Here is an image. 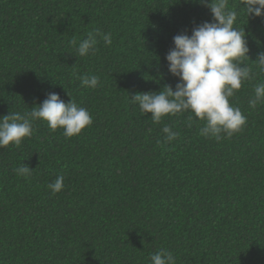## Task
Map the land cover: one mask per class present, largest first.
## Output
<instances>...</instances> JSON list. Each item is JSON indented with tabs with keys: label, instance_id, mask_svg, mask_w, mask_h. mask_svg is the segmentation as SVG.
<instances>
[{
	"label": "trees",
	"instance_id": "obj_1",
	"mask_svg": "<svg viewBox=\"0 0 264 264\" xmlns=\"http://www.w3.org/2000/svg\"><path fill=\"white\" fill-rule=\"evenodd\" d=\"M228 10L252 78L230 98L246 125L217 141L191 111L154 123L132 100L175 88L165 57L174 36L212 21L200 0H0V116L55 92L93 120L70 138L39 120L20 146L0 148V264H151L162 248L176 264H264V104L249 107L264 83V17L241 0ZM109 32L111 46L99 38ZM90 34L97 51L79 57L71 41ZM86 74L96 88L81 86ZM25 164L28 178L14 171Z\"/></svg>",
	"mask_w": 264,
	"mask_h": 264
},
{
	"label": "clouds",
	"instance_id": "obj_2",
	"mask_svg": "<svg viewBox=\"0 0 264 264\" xmlns=\"http://www.w3.org/2000/svg\"><path fill=\"white\" fill-rule=\"evenodd\" d=\"M210 8L213 19L204 21L192 29L191 34L183 32L173 37L174 47L166 54L169 72L178 77L173 88L165 85L158 92L143 91L132 96L141 112L151 114L154 123H160L164 117L175 116L191 111L198 120L204 121L199 134L217 141L231 137L246 125L247 117L241 109L230 102V98L240 90L243 83L252 78L249 67L241 63L248 57L249 46L245 29L234 27L238 13L228 10V0H200ZM249 17H264V0H241ZM105 45L111 46V33H99ZM98 40L90 34L79 42L72 40L79 57L95 54ZM257 62L264 70V53ZM243 65V66H242ZM81 86L96 88L100 78L96 75L80 77ZM70 95V94H69ZM264 104V83L254 87V95L249 107L256 108ZM31 111L0 116V148L10 144L20 146L25 138H30L39 120L47 122L52 131L63 129L65 137L79 135L93 122L89 110L78 105L73 99L65 102L58 93L52 92ZM190 126V125H189ZM167 141H173L178 133L165 124L162 128ZM34 169L28 165L14 171L28 178ZM53 194L64 188L63 175L48 184ZM151 264H176V257L168 249H159L151 255Z\"/></svg>",
	"mask_w": 264,
	"mask_h": 264
}]
</instances>
